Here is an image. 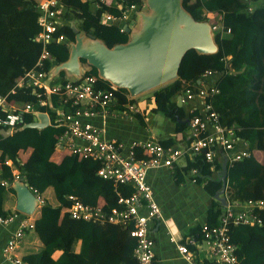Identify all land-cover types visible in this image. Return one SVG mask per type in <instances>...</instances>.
<instances>
[{
	"label": "trees",
	"instance_id": "16d2710c",
	"mask_svg": "<svg viewBox=\"0 0 264 264\" xmlns=\"http://www.w3.org/2000/svg\"><path fill=\"white\" fill-rule=\"evenodd\" d=\"M40 1L0 0V96H6L9 105L15 104L16 109L38 101L37 87H16V84L26 72L37 68L43 50L42 42L37 40L41 31ZM60 1L65 12L48 46L53 59L45 60L43 67L39 68L45 72L69 58L71 44L76 42L71 23H75L80 32L93 34L113 47L128 42L130 33L122 31L116 24L103 22L102 14L107 11L120 16L131 1L145 4L144 0H113L110 5L105 3L96 8L93 0ZM182 5L198 21L215 22L219 19L221 28L214 32L218 50L215 53L188 50L182 59L178 78L148 96L146 101L152 103L153 100L154 107L149 110L148 105L143 106L144 112L137 115L143 121L144 113L149 111L163 114L175 123L176 140L187 142L190 127L187 119L201 115V112L179 106L177 98L187 89L195 91L206 70L217 72L215 86L218 91L210 94L209 101L218 112L222 125L235 126L237 135L248 141L251 152L249 157L227 163L228 199L230 202L264 199V159H258L264 154V0H182ZM61 35L66 37L65 41H57ZM82 62L86 63V60L82 59ZM91 73L98 74V70L92 67ZM60 75L64 78L65 70H61ZM100 86L110 88L109 82L105 81ZM128 93L126 88L115 91L118 108L124 109L129 103ZM53 99H57L56 96ZM0 115L3 116L4 112L0 111ZM33 119L30 114L23 115L24 123ZM63 130L53 121L43 129L26 128L9 137L0 135V215L18 213L25 216L14 205L6 206L7 193L15 191L14 169L24 175L43 199L31 217L26 216L33 226L25 229L18 253L21 256L28 253L24 259L29 264H136L134 250L137 240L130 234L132 223L127 226L93 223L73 219L67 212L73 203L70 195L92 206L101 205L111 212L122 207L118 202L120 194L131 195L135 187L103 178L98 174L99 162L91 158L57 150L55 145ZM161 143L169 148L166 140ZM135 150L138 158L150 157L143 148ZM204 152L188 158L184 171L195 170L196 177L202 173L210 176L212 164L206 160ZM25 153L26 160L22 162ZM7 159L12 163L8 164ZM213 163L216 169L222 170L221 163L216 160ZM201 179L202 176L198 180ZM221 187L219 178L204 185L211 196ZM222 210L221 203L214 200L208 210L207 223H217ZM257 213L262 224L240 222L230 226V238L238 246L240 264H264V246L253 243V235L264 238V210ZM191 233L201 240L202 226H197ZM33 236L39 239V246L23 252L25 243ZM57 251L61 254L55 257Z\"/></svg>",
	"mask_w": 264,
	"mask_h": 264
},
{
	"label": "built area",
	"instance_id": "2783aa9c",
	"mask_svg": "<svg viewBox=\"0 0 264 264\" xmlns=\"http://www.w3.org/2000/svg\"><path fill=\"white\" fill-rule=\"evenodd\" d=\"M93 1L99 8L102 4L112 3L113 0ZM117 4L120 8L122 7L121 3ZM143 5L131 1L120 16L105 11L102 14V20L105 23L116 24V22L128 19L132 11L139 10ZM38 8L41 12L39 17L41 31L37 40L42 42L43 50L36 63L37 68L26 72L16 84V87L26 85L37 87L39 89L36 94L38 101L27 103L22 109H16L9 105L6 96H0V111L4 112L3 116L0 115V128L15 130L24 123V114L35 117L39 112L47 113L51 124L54 121L56 126L64 128L55 145L57 150L71 151L99 162L98 174L105 179L113 180L115 183L133 184L135 187L133 194H120L118 202L122 205L121 208H114L111 212H107L101 205L92 206L84 203L75 195H70L69 198L73 203L67 212L73 219L93 223H113L125 226L132 223L130 234L137 240L134 250L136 264H155V240L151 229L154 221L163 219V212L148 182V171L160 167L173 168L185 154L196 155L204 150L205 158L211 164L218 150L224 152L227 162L241 160L251 155L248 141L237 135L235 126L222 125L218 112L209 101L210 94L218 91L215 86L218 73L206 70L198 80L195 91L187 89L178 96L182 103L193 102L191 111L197 109L201 112V115L189 120V135L185 145L166 148L159 142L144 140L135 142L127 149L122 142L108 137L106 127L97 126L91 120L95 117L105 119L118 111L138 113L139 106L131 103L132 97L128 93L129 103L125 105L126 107L112 109L117 104L115 91L119 88L100 74H92V67L89 64L83 66L85 72L80 75L66 74L64 78L57 75L58 81H55L56 77L53 73L55 67L49 72L39 69L43 67L45 60L53 59V53L48 46L54 39V30L62 23L65 8L60 0H41ZM210 23L213 33L221 28L219 19ZM117 25L122 31L125 30L124 25ZM56 39L65 41L66 37L61 35ZM104 81L109 82L110 88L100 86ZM54 96L57 99L54 100ZM137 147L146 150L150 157L138 158L135 150ZM13 175L14 181L19 179L26 181L18 169L13 170ZM30 188L38 194L39 205L43 202L40 193L32 186ZM142 206L144 212L140 210ZM262 210H264V199L228 202L221 211L217 223L202 224L203 238L201 240L190 236L185 243L178 244V249L187 259H192L189 246H196L201 242L206 245L211 256L220 264H240L238 246L230 238V226L240 222L252 225L262 224V218L257 213ZM26 216L27 214L22 217V214L18 213L9 216L0 215V226H8L17 222L2 250L3 256L11 264H29L17 251L23 243L25 229L33 226ZM28 216L31 217V215Z\"/></svg>",
	"mask_w": 264,
	"mask_h": 264
},
{
	"label": "water",
	"instance_id": "95a60500",
	"mask_svg": "<svg viewBox=\"0 0 264 264\" xmlns=\"http://www.w3.org/2000/svg\"><path fill=\"white\" fill-rule=\"evenodd\" d=\"M144 2L150 13H142L137 30L129 24L124 25L130 39L113 47L93 34H82L75 24H71L76 32V42L71 44L68 60L55 66L59 69L55 70L56 73L65 70L69 76L80 75L85 72L81 67L82 59H85L102 77L118 88H126L131 96H136L177 79L182 59L188 50L217 52L218 45L210 21L196 20L183 7L182 0ZM178 105L182 106L180 97ZM50 125L48 114L39 112L31 122H25L15 130L0 128V135L9 137L26 128L43 129ZM227 163L225 159L219 174L222 187L215 194L223 206L227 205V198L223 196L227 190ZM13 188L17 192L16 209L32 215L39 203L38 194L23 179L14 181Z\"/></svg>",
	"mask_w": 264,
	"mask_h": 264
},
{
	"label": "crops",
	"instance_id": "0c3cea01",
	"mask_svg": "<svg viewBox=\"0 0 264 264\" xmlns=\"http://www.w3.org/2000/svg\"><path fill=\"white\" fill-rule=\"evenodd\" d=\"M110 4L111 3H108V5ZM143 6H145V4ZM143 6L137 11H132L128 19L116 22V25L129 24L133 26L134 30H137L141 24L142 13L146 12V9H142ZM208 15L210 16L209 13ZM86 38L87 37H85V40ZM81 67L83 68V63H81ZM55 70H59L58 67L53 71L54 76H61L59 75L60 73H56ZM58 80L59 77H56L55 81ZM150 91L138 96H131L132 99L134 98L133 103L139 106V112L141 113L144 112L142 109L143 106L148 105L149 110L154 107L153 100L152 103L146 101V98L152 94ZM178 99L179 98H177V103ZM198 103L199 102H197V104ZM193 105V102L182 103V106L187 110H190ZM10 106L15 108V104H11ZM114 108L118 109L116 105L112 107V109ZM138 113L129 111L121 113L118 111L114 112L113 115L110 114L105 119L102 117H95L91 121L97 126L106 127L108 137L122 142L127 149L135 142L144 140H153L159 143H161L162 140H166L169 142V148L185 145V143H180L176 140L177 132L175 123L168 117L161 113L149 111L148 113H144V120L141 121L137 115ZM187 134L189 135V130ZM26 156L27 153L22 154V162H25ZM192 157V154H185L175 163L173 168L160 167L148 171V182L163 212V219L154 221L151 229L155 240V264H220L211 256L206 245L201 242L196 246H189L193 256L192 259H187L178 249L179 243H185L188 237L194 236L191 233L193 229L207 223L209 217L208 210L213 205L214 200H217L215 195L211 196L205 190L204 185L209 181L214 183V181L219 178L221 170L216 169L214 167L215 163H213L210 176H204L202 173L200 175L202 179L199 181L198 179L200 176L196 177L194 170L184 171V168L188 164L187 159ZM258 157L259 160H263L264 154H260ZM215 160L223 164L225 155L222 150L216 152L214 161ZM7 162L11 164L12 160L7 159ZM1 170L0 162V180H2ZM223 196H226L228 203L229 199L227 193L223 194ZM217 201L220 202L219 200ZM16 204V190L14 192H8L6 206L14 205L16 207ZM224 207L225 206H223V208ZM140 210L141 212L145 211L143 206ZM22 217L25 216L22 215ZM16 225L17 222H13L8 226H0V264H11V262L3 256L2 250ZM253 243L264 246V238L259 235H253ZM38 244L39 239L36 236L29 238L25 243V248L23 247V252H29L37 248L36 245ZM26 254L28 253H24L23 257L26 256ZM60 254L61 251H57L54 256L58 257Z\"/></svg>",
	"mask_w": 264,
	"mask_h": 264
},
{
	"label": "rangeland",
	"instance_id": "374dc122",
	"mask_svg": "<svg viewBox=\"0 0 264 264\" xmlns=\"http://www.w3.org/2000/svg\"><path fill=\"white\" fill-rule=\"evenodd\" d=\"M142 9H146V12H149L150 13V9L147 7V4L145 3V6H143V8ZM213 20V19H212ZM210 22H212V21H210ZM214 23V22H213ZM86 40H88V38H86ZM83 63V65H87L88 64V62H86V63H84V62H82ZM166 85V84H165ZM165 85H162V86H160V87H157V88H155V89H152L150 92L151 93H153V91L154 90H157V89H160V88H163ZM151 93H149V94H151ZM143 94V93H142ZM140 95V94H139ZM136 96H138V95H136Z\"/></svg>",
	"mask_w": 264,
	"mask_h": 264
},
{
	"label": "bare ground",
	"instance_id": "6f19581e",
	"mask_svg": "<svg viewBox=\"0 0 264 264\" xmlns=\"http://www.w3.org/2000/svg\"><path fill=\"white\" fill-rule=\"evenodd\" d=\"M229 202V201H228ZM228 204V203H227ZM227 206V205H226Z\"/></svg>",
	"mask_w": 264,
	"mask_h": 264
}]
</instances>
